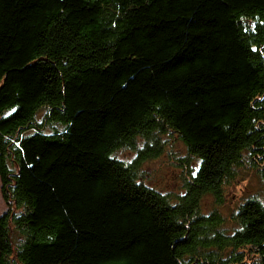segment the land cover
I'll return each mask as SVG.
<instances>
[{
  "label": "trees",
  "instance_id": "1",
  "mask_svg": "<svg viewBox=\"0 0 264 264\" xmlns=\"http://www.w3.org/2000/svg\"><path fill=\"white\" fill-rule=\"evenodd\" d=\"M164 135L174 199L139 178ZM244 169L264 180V0H0V264H264L260 193L230 231L218 209Z\"/></svg>",
  "mask_w": 264,
  "mask_h": 264
},
{
  "label": "rangeland",
  "instance_id": "2",
  "mask_svg": "<svg viewBox=\"0 0 264 264\" xmlns=\"http://www.w3.org/2000/svg\"><path fill=\"white\" fill-rule=\"evenodd\" d=\"M43 111L38 115L37 120L43 116ZM48 131V129H46ZM161 152L156 158L146 160L140 165V180L145 185L158 190L160 193L175 198L179 194L181 171L178 162L175 159L177 155H184L185 149L182 142L177 136L164 135L158 138ZM145 141L138 138L136 149L124 147L114 152V155L124 163H129L136 157L138 147L142 146ZM142 148V147H141ZM262 166V164H260ZM263 168V167H262ZM261 168V169H262ZM262 175L257 174L255 170H241L236 175L234 181L224 188V202L218 207L220 215L224 219L223 229L230 231L234 224V219H231V214L236 211V208L244 197L249 196L253 191H258L264 203V180ZM201 207L204 213L214 208V198L212 195H204L201 200ZM6 210L5 203L1 199L0 194V215ZM249 258V257H248Z\"/></svg>",
  "mask_w": 264,
  "mask_h": 264
}]
</instances>
